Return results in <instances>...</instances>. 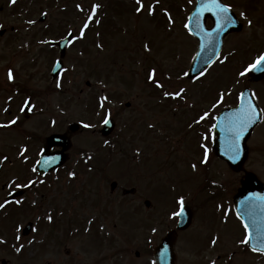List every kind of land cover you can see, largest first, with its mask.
<instances>
[{"label":"rangeland","instance_id":"rangeland-1","mask_svg":"<svg viewBox=\"0 0 264 264\" xmlns=\"http://www.w3.org/2000/svg\"><path fill=\"white\" fill-rule=\"evenodd\" d=\"M226 2L235 7L239 16L244 12L247 20L252 21L249 27L247 20L243 19V31L232 39V43L245 48L253 43L248 41L251 36L257 38V42L264 41V0ZM143 3L146 8L155 5L156 14L148 16L147 11L137 14L136 0H79L76 4L86 9L82 15L78 14L75 18L72 8H59L55 16L53 14L44 24H56L58 17V20L63 21L61 24L64 31L76 29L78 36L91 5L100 6L84 38L76 40L68 48L64 61V79L59 87L67 92V125L77 122L82 129L71 137V155L64 167L50 173L41 180L42 183L36 177L37 185L45 184L46 187L31 193L28 199L38 214L36 231L29 239L33 241L31 249L27 250L30 248L27 245L29 241L25 240V250L18 253V256L12 257L0 252V259L10 258L14 263L32 260L34 264H64L66 260L78 257L80 264H154L149 255L139 259L134 257L133 249H141L142 244L132 242L130 247L125 248L119 240L110 238L108 234H116L123 225L115 213L104 220L109 233L107 230L106 235L102 236L105 227L101 223L103 230H99V236L95 233L96 229L92 230L90 236H84L79 224L66 223L64 210L73 213L74 218H85L88 215L98 218L101 209L94 207V203L105 198L112 180L117 181L119 188L190 185L193 186L190 188L192 194L199 192L197 187L203 180L198 176L200 167L197 165L196 171H193L191 165L197 161L196 154L202 151L201 144L210 147L209 130L212 126L197 127L196 121L203 111L210 112V120L213 118L223 105L217 104L221 94L223 97L229 94L227 101L234 98L237 92L234 93L235 89H239L242 84L240 81L235 82L238 78L234 77L240 65L235 68L217 61L204 71V75L188 79L185 72L196 43L182 24V12L176 9L178 4L179 10H184L188 5L187 0H159V3L156 0H143ZM173 9H176V13L170 14ZM165 11L174 16L171 17L173 23L168 22ZM41 13L36 6L35 18L38 19ZM3 19L8 25L16 22L10 16ZM232 43L227 44V48ZM145 45H148L150 51H145ZM253 57L248 55L246 62ZM29 58L24 46L13 45L6 39L0 41L1 63L12 65L16 71L14 77L20 85L24 84L25 88L47 98L44 97L46 93L58 89L57 82L47 77L52 63L46 56L36 58L35 62H29ZM240 60L244 62L245 59L242 56ZM153 69L156 70V81L164 85L162 89L148 81V73ZM86 81H89V85H86ZM181 88L186 90L181 98L173 100L164 97V92H175ZM101 97H107L103 107L100 106ZM50 100L52 105L59 101L52 94ZM127 102L129 107L126 106ZM214 104H217L215 108ZM48 107L50 110L51 107ZM106 115L111 116L116 123L115 131L107 142L92 130L101 125ZM37 120L36 116L33 117L25 127L36 133L43 132L37 127ZM85 124L90 127L85 128ZM51 129L54 130V126H50ZM202 133L208 139L205 140ZM262 133L264 121L254 134L259 136ZM14 134L13 130L1 131L0 140L15 144L23 142L21 137L10 139ZM35 142L37 140L32 145ZM81 153L100 155L102 162H97L95 166L98 165V170L104 171L102 175L105 177L84 173L89 168L84 165ZM13 161L10 159L11 163L0 164V202L4 201L6 192L16 188L15 184L22 185L27 178L35 176L31 173L32 168L20 176L18 173H22L26 165L24 162ZM207 164L206 173L211 177L224 179L228 186L238 185L241 176L229 172L217 159L209 160ZM244 167L261 174L258 177L264 180V160H260L257 153L250 156ZM70 173L74 175L70 176ZM193 197L190 203L194 220L189 231L178 240L176 264H264V256L246 251L244 244L240 243L242 227L226 204L214 206L215 212L210 216L220 222L218 230L217 225L204 219L203 211L195 205ZM114 211L121 212V205L116 206ZM49 214L53 220L51 222L47 219ZM33 215V212L20 215V229ZM198 232L205 236L199 238L196 236ZM211 234L213 237L210 238ZM213 238H218L215 245L212 244ZM66 249L71 253L69 257Z\"/></svg>","mask_w":264,"mask_h":264},{"label":"flooded vegetation","instance_id":"flooded-vegetation-1","mask_svg":"<svg viewBox=\"0 0 264 264\" xmlns=\"http://www.w3.org/2000/svg\"><path fill=\"white\" fill-rule=\"evenodd\" d=\"M78 1L79 0H16V2L13 4L10 3V0H0V41L2 39H6L7 42L12 43L13 45L20 44L24 46L30 57L29 62H35L36 58L39 59L41 56H46L49 62L52 63L47 71V77L52 82L59 81V83L62 84L64 79V70L54 79L50 75L51 68L58 59L59 55L58 47L55 44H51L50 41H58L62 39L65 37L67 32L66 30H63L61 24L63 21L60 19L58 20V17H56V24H44L47 22V20H49L50 17H52L53 14L55 16V12H58L59 8L64 10H69L72 8V13L76 14L75 18H77L79 15H81V11L76 7L78 5L76 2ZM196 2L197 0H192V2L189 3V0H187L188 5L186 8L184 10L180 9L177 11L179 13L182 12L181 14H184L185 16H188L194 9ZM222 2L231 6L232 10L236 14V17L243 24L241 31L232 32L225 36L222 52L220 54L221 57L219 56V60H223L228 66H233L236 68L237 65H240L239 72L237 74L235 73L234 77L238 78V80L242 82L237 95H235L237 98L234 96V98L229 102L226 98H224L222 103L233 106L234 104H237L238 96L245 89L251 90L254 101L260 108L262 118L261 122L254 127L250 136L245 142V148L247 151L246 161L249 160L250 156L254 152L257 153L260 160H264V139L262 140V137L264 138V133L259 136H255L254 134L256 128L264 121V78L261 80H254L250 78L246 72L243 76L240 75V73L244 71L245 66H247L249 63L246 62V57L248 55H260L262 48H259L264 46V41L261 40V43L260 41L257 42V38L251 36L248 38V41H252L253 43L248 47L243 48L235 43H232V39L242 33L245 22L240 18L238 12L235 10V7L232 4L227 3L226 0H222ZM36 6L42 12L38 19H36L34 15ZM44 10L46 12H44ZM156 12L157 11L155 9V14ZM171 12L174 13L176 10L173 9L170 11V13ZM42 15L44 20L40 21V17ZM7 16H10V18H13L16 22L8 25L3 19ZM30 21H33L34 23H29ZM57 23H60V25ZM204 24L206 27H210L212 25V20L209 15L204 16ZM230 42L233 45L230 46V48H227V44ZM242 56L245 59L244 62L240 60ZM1 62L2 60H0V124H8L13 119H15L17 123L11 125L8 128H0V132L13 130L16 134L12 135L11 138L21 137L23 142H21L22 147L18 148L20 144H15L14 142L8 143L7 140H0V160H4V158L7 157L4 162L11 163L10 159L12 161H17L21 160L23 157H26L27 160L34 161L38 159L42 149L46 147L45 140L49 134H63L66 132L67 122L65 112L67 106V92L61 88L53 89L51 92H49V94L46 93V96L44 97L47 98H43L40 93H35L34 90L25 88L24 84H19L18 80H16L14 77L16 71L13 69L10 63ZM9 69H11L13 72L14 79L12 82H9L7 78ZM82 92L83 91H80V93ZM51 94L59 99L58 103L52 105L50 100ZM26 100L30 102L29 106H32L31 111L27 110L29 106L25 105L24 102ZM85 104L87 105L86 102ZM48 105L51 107L50 110ZM21 108H24L25 110L21 111ZM5 109H7V111H5ZM35 116L38 118L36 125L38 128L42 129L43 132L36 133L34 130H29L27 126L25 127V125ZM197 125H210V118L198 123ZM50 126H54L55 129H51L52 131H50ZM97 130L98 128H95L93 133L97 132ZM35 140H37V142L32 145ZM107 141L108 140H106V142ZM211 142L212 141H210V147H207L209 152V160L216 158V155L212 150ZM22 149H26L24 156L20 155ZM71 149L72 145H70L68 150L69 157L71 155ZM58 150L59 148H53L50 150V153L56 152ZM196 156L198 161L197 165L200 167L198 176L203 178L201 181L202 184L197 187L199 192L197 191L196 195L195 193L192 194V190L190 188L193 186L190 185L130 186L127 188L116 187L109 189V192L102 200H96L95 203L92 202L94 203V207L101 209V213H98V218L93 217L92 215H88L85 218L83 216H76V218H74L73 213L64 210V219L66 220V223L73 222L79 224L81 232H83L81 234L84 236H90L92 230L94 229H96V235L99 236L98 232L99 230H103V226L106 229L103 230L102 236H104L108 230L104 220L109 216H113L115 213V216L118 215V218L122 221V229L116 232V234L110 233L108 235L112 240H119L125 248L130 247L132 242H138V244H142L143 247L141 249H133L134 257L137 259L141 258L143 255H149L151 257L154 247L161 242L163 237L168 232L172 231H176L174 250L177 257L178 240L180 239L181 235L189 231L194 220V213L190 203L192 200H194L193 195L195 196V205L200 206L201 211H203L202 216L204 219L209 220L211 223L217 225L218 230H220V222L216 218L215 220L211 219L210 216L213 212H215L213 208L214 206L225 204L229 207L230 211H232V215L237 218L240 226L242 227L240 219L235 215L234 212L233 197L237 194L240 184L247 173L252 172L257 177L259 173L248 170L243 165L238 171L229 169L231 173L241 176L239 178L238 185L228 186L225 182L219 186L211 185L209 175L206 173L207 165L199 163V161L203 158V149L202 151L198 152ZM217 159L226 169L228 168L224 158ZM103 172V170H98L96 168L93 170H87L84 173L102 175ZM47 175L48 174L44 176H37V181H41L42 179L46 178ZM102 176L105 177L104 175ZM199 177H197V180ZM35 179V176H30V178H27L22 185L27 184L30 180L35 181ZM261 181L264 182V180ZM177 184H179L178 180ZM44 187H46L45 184L38 186L36 182V184L30 188L20 187L13 189H23V193L19 197L11 200L10 203H8L3 209H0V240L6 241V243H0V252L14 257L18 256V253L15 251L17 247L22 246V250H25L24 246L26 244L24 243L31 239L32 234L34 233L33 229H35L38 224V214L36 213L37 209L32 205L31 202H29L28 199L31 197V193H35L38 189H43ZM2 188L4 189V186ZM13 190L6 192V195H8ZM6 195L4 196V200ZM181 197H183L184 205L188 206L192 213L191 224L184 230L177 229L178 216L173 215V213L178 212L180 208L176 201ZM17 200L22 201V203H15ZM216 202L218 203L216 204ZM120 205L122 207V211L119 213L118 211L115 212L114 209L116 206ZM32 212L34 215L32 219L27 222H32L33 227L28 236H23L20 234V215ZM68 213L72 214L73 216H70ZM255 214L257 218L264 219V210H257ZM44 220L45 218L43 221ZM107 233H109V230ZM67 235L69 236L70 234ZM196 236L200 238L205 236V234L198 232ZM243 236L244 233L242 227L241 237ZM17 237H19V239H17ZM211 237H213V234H211L210 238ZM32 244L33 241L28 242L27 245L30 248L27 250L31 249ZM130 251H132V249H130ZM31 252L32 251H27V253ZM66 254L67 257L71 255L69 249H66ZM23 262L34 264L32 260L17 261L14 263V261L10 258L1 257L0 259V264H20ZM64 264H80V260L78 257H74L66 260Z\"/></svg>","mask_w":264,"mask_h":264},{"label":"snow or ice","instance_id":"snow-or-ice-1","mask_svg":"<svg viewBox=\"0 0 264 264\" xmlns=\"http://www.w3.org/2000/svg\"><path fill=\"white\" fill-rule=\"evenodd\" d=\"M16 0H10V3H15ZM192 0H189V3H191ZM156 3H159V0H156ZM136 4L137 7L135 9L137 14H141L145 11H147L148 16H153L155 14V5H149L147 6V8L145 7L143 0H136ZM78 10L83 11L82 7L80 5L76 6ZM99 5H92L91 6V14L87 15L82 27L79 30V35L78 36H74L72 32L68 33V43L69 44H73L75 43L76 40L79 39H83L84 35H85V31L88 29L89 25L93 22V18L96 15V11L99 8ZM204 12H209L212 14V16L215 18V28L212 31H206L203 32V36H202V40L204 41V44L206 47H213L215 46V37L223 32H225L228 28L232 27L235 23L236 20L234 19L233 15H232V8L230 5L224 4L222 3V0H201V2L199 3V7L196 8L195 10V14L193 17H189L190 21H194L196 23V26L199 28L200 27V17ZM165 16H168V22L169 23H173L170 15L165 11ZM46 15V14H45ZM240 18L241 19H245L247 20L246 14L244 12L240 13ZM29 23H34L33 21H30ZM96 23H99V21H96ZM247 23L249 25V27L252 25V21L251 20H247ZM184 28L185 29H189V24L185 23L184 24ZM98 47H100V45H97ZM145 51H150L148 45H145ZM221 63H223L224 61L221 60ZM60 65L57 64V67H59ZM264 66V54H261L259 57H257L256 61L251 64L249 66V69H256L258 67ZM201 75H204L203 70L200 71ZM245 74V72H241L240 75L243 76ZM186 75V74H185ZM156 70L153 69L151 72L148 73V81L150 83H155L157 88L162 89L164 87V85L158 81H156ZM7 78L9 82H12L14 77H13V72L11 69H9L8 74H7ZM61 85L59 83V81H57L56 83V87L59 88ZM185 89L181 88L179 91H175V92H164V97L165 98H171L173 100L179 99L183 96V94L185 93ZM223 94L220 95V98L217 102V104L222 103L223 102ZM238 99L240 100V108L236 113H233L230 116L225 117V120L222 124H213L212 128H216V127H220L222 131H225L228 133V151L231 153L230 158L231 159H236L239 156V151H240V146H239V142L240 139L243 135V133L253 124L256 122V116H257V109L256 107L251 103V101H245L243 94L240 95V97H238ZM107 100V97H101L100 98V106L103 107L105 101ZM25 105H29L30 102L29 101H25L24 102ZM217 104H214L213 107L215 108L217 106ZM24 108H21V111H24ZM28 111L32 110V106H29ZM5 111H7V109H5ZM210 118L209 113L206 111L204 112L203 115H201L199 117V120L196 121V123H200L201 121H205L207 119ZM104 124H108V117L106 116L104 118ZM17 121L15 119L11 120L8 124H0V128H8L11 125L16 124ZM85 128L90 127V125L85 124L84 125ZM149 127H152V125H149ZM211 131V129L209 130ZM204 139H208V137H204ZM200 147L203 149V158L199 161L200 164H207L208 160H209V152L207 147H205V145L201 144ZM26 152V149H22L20 152L21 156H24V153ZM7 159V157L4 158V160H0V164H2L5 160ZM90 159V158H89ZM50 162H54V158L52 159V161H44V164H49ZM192 170L196 171L197 169V164L193 163L191 165ZM35 168L32 169L33 172H35ZM70 176L74 175L73 173L69 174ZM15 184V182H13ZM42 183V181H41ZM36 184V181H29L27 184L21 185V184H15L16 188H20V187H24V188H30L32 186H34ZM9 187H11V185H9ZM256 200L259 201H264V197H255ZM8 203H10V201L5 200L4 202L0 203V209H3ZM15 203L17 204H21L22 201H15ZM177 205L180 206V211L179 212H174L173 215L174 216H182L183 215V205H184V200L183 197H181L180 199H178L176 201ZM250 215H254V212L250 211L249 212ZM47 219L49 222L52 221V217L49 214L47 216ZM91 223V221H90ZM244 231H245V235L244 238L240 241L241 244H248L249 240L251 238V233L248 231L249 229V225L248 224H244ZM19 230V229H17ZM33 231H36V229H33ZM17 239H19V237H17ZM218 242V238H213L212 239V244L215 245ZM0 243H6V241L0 240ZM258 244L259 247L257 246H253L252 247V251L258 252L261 255H264V235L261 236V238L258 240ZM22 250V246L21 247H17L15 249V251L17 253L21 252Z\"/></svg>","mask_w":264,"mask_h":264},{"label":"water","instance_id":"water-1","mask_svg":"<svg viewBox=\"0 0 264 264\" xmlns=\"http://www.w3.org/2000/svg\"><path fill=\"white\" fill-rule=\"evenodd\" d=\"M214 28H215V22H214V27L212 29L206 30V29H204L202 27L198 28L196 26V24H192V22L190 21L189 29L199 39V46H198V50H197V52H196V54H195V56H194V58H193V60H192V62L190 64V66H189V69L187 71V76L188 77H197L198 75H200V71L201 70H204V68L209 66L216 59V57L218 56L219 51L221 49V46H222L223 37L228 32H230L231 30H239L240 24L238 23L235 26L233 25L232 27L228 28L225 32L217 35L215 37V46H214V48L213 47H206L205 44H204V41L202 40L203 32L212 31ZM67 42H68V39L66 38L63 42L60 43V46H61L60 48L62 50H64V46H65V44ZM250 76H252L253 78H256V79L262 78L264 76V66H261V67H258L256 69H253L251 71V73H250ZM239 108H240V105L237 108L232 109L231 111L233 113H236L239 110ZM224 120H225V118H224V115L222 113L218 117V123H220L221 121H224ZM108 121H109L108 124H105L103 129L101 130L103 135L109 134L111 132V130L113 129L112 120H108ZM257 121H258V119L256 118V122ZM251 126L247 130H250ZM70 129L71 130H75L76 126L75 125L71 126ZM223 132L224 131L221 132V128L220 127H216L215 128V133L218 134V139L216 140V149H217V153L218 154H219V148H220V146H221V144L223 142V138L226 139V135L222 134ZM227 141H228V138H227ZM55 143L58 144L59 141L54 136H52V137H50L48 139L49 146H52ZM59 144H62L64 146V148H66V146H67L65 141L63 143H59ZM244 156H245V154H244ZM244 156H242L240 159L229 161V164L233 168H238L242 164V162L244 160ZM64 160H65V157L63 156V157H61L60 161H58V162L57 161L50 162L49 164L45 165V168L47 169V168H53L56 165L58 166V164L59 165L62 164V162ZM242 184H243V187L240 190L238 196L235 198L236 210L238 209L237 206L239 208H241V207L246 208V207L249 206V204H244V206H243V202L241 203V202L238 201L240 199V197L243 196V194H245L247 192L249 187L258 186L259 189H260L258 193H261L262 189L264 188V185L259 183L252 175H248L246 177L245 181ZM111 186H115V184L112 183ZM245 218L246 217L243 218L244 223L249 225L248 231L251 233V238L249 240L248 246L251 249H252L253 246L259 247L258 240L260 238L258 237V233L254 230L253 224L251 222L247 221ZM189 221H190V213L187 210L186 215L180 216V221H179V225L178 226H180L181 228H185L188 225ZM28 228L29 227H26L24 229V233L28 232ZM174 238L175 237L171 233H169L166 236V238L164 239V242H163L164 244H162L161 247H159L157 249V251H156V254H155L156 264H174V252H173Z\"/></svg>","mask_w":264,"mask_h":264}]
</instances>
